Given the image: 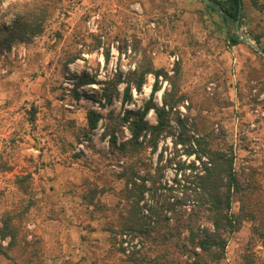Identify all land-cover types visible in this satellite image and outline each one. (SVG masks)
I'll return each instance as SVG.
<instances>
[{
	"label": "rangeland",
	"instance_id": "rangeland-1",
	"mask_svg": "<svg viewBox=\"0 0 264 264\" xmlns=\"http://www.w3.org/2000/svg\"><path fill=\"white\" fill-rule=\"evenodd\" d=\"M43 1L49 13L43 33L0 51V157L10 169H0V216L32 199L25 228L40 264L191 260L187 233H176V218L164 203L180 193L174 182L180 156L167 161L174 137L165 140L164 135L154 153L144 148L137 155L139 177H149L148 187L155 181L156 191L146 194L141 214H149L151 207L154 215L140 231L124 228L128 206L120 202L123 183L118 177L124 164L113 166L125 160L109 144L107 148L105 137L113 127L111 116H122L124 108L143 109L151 100L155 77L148 74L140 90L130 89L131 101L123 102L125 87L133 85L131 75L144 59L166 74L157 81L152 103L162 104L164 92L174 87L177 97H184L175 106H183V118L173 112L200 134H209L215 147L232 146L236 170L254 171L253 189L245 197L264 222V58L242 42L236 50L240 58L231 60L220 22L206 13L202 0H0V23L9 26L20 10ZM243 3L246 17L238 30L250 39L262 33L264 42V11L255 10L250 0ZM90 111L100 119L84 136ZM171 118L177 122L174 114ZM145 121L156 123L153 109ZM100 128L103 133L96 134ZM117 128L120 144L130 133L126 126ZM83 141L84 151L79 152ZM27 173L32 176L29 197L14 184L16 176ZM89 190L97 191L96 208L83 199ZM186 203L183 208L190 210L191 200ZM238 208L233 201L232 212ZM199 225L210 228L202 220ZM124 233L140 245L136 248L130 240L128 254L121 241ZM246 254L252 262L246 263ZM0 264H13L1 250ZM218 264H264V244L250 222H242L229 236Z\"/></svg>",
	"mask_w": 264,
	"mask_h": 264
},
{
	"label": "trees",
	"instance_id": "trees-1",
	"mask_svg": "<svg viewBox=\"0 0 264 264\" xmlns=\"http://www.w3.org/2000/svg\"><path fill=\"white\" fill-rule=\"evenodd\" d=\"M42 1V0H41ZM205 6L206 13L210 17H217L218 21L223 25L224 33L229 46L241 44V40L233 31L236 27H240L244 23L246 14L244 13L243 0H208ZM251 6L259 12L264 11V3L259 4L257 0H250ZM49 17L45 2L35 3L20 10L15 14L9 26L0 23V51L10 50L14 42L30 43L35 36L43 33L44 23ZM262 33L252 35V39L257 46L264 50V42L261 40ZM253 53L262 58L256 51ZM108 57V51L106 53ZM106 57V59H107ZM75 57L67 60L66 64L71 62ZM134 73H132L131 82L124 90V103L131 101L130 89L134 87L140 90L145 83L146 76L152 74L155 77V83L151 90V100L143 109L134 112L124 110L123 115L111 116L113 127L108 131L110 135V146L115 149L117 156L124 159L123 170L118 174L119 179L123 183L120 190L122 200L128 206V216L125 218L124 228L130 231H140L146 225H150L153 209L149 208V214L142 215L140 203L145 199V194L155 193V181H151V187L146 185V181L150 180L147 175L140 178L138 175L139 159L137 155L144 148H150L151 153L158 149L161 137L170 135L172 128L170 125L171 114H174L179 131L176 139L173 140L172 155L167 160L172 162L176 157L181 155L195 156V160L199 165H195L194 161L188 164L177 160V170L181 172L180 179L174 178L177 188L180 189L179 196L172 202L165 201L166 211H169L171 217L176 218V233L181 234L185 231L187 243L190 252L188 256L190 261L184 263L175 262V264H218L225 255L229 236L235 232L242 222H250L252 231L262 244H264V222L257 217L255 209L249 207L248 199L245 194L253 189L250 180L253 170L244 173L236 170L234 167L235 156L232 146L226 148L215 147L210 139L209 134H200L195 128L189 127L185 119H180L178 114L173 112V108L183 100V96L177 97L176 89L165 91L162 96V107H157L152 103L154 93L159 89L157 85L158 77L166 74L162 69H154L151 60L144 59ZM121 79H117L119 83ZM115 83V84H116ZM105 97L107 94L104 93ZM264 108V98L261 101ZM165 107L168 110H165ZM150 109L155 113L156 123L149 125L145 121V116ZM33 117H31L32 119ZM100 115L95 111L89 112L88 125L83 131L86 136L91 130L96 128ZM264 121V117L262 118ZM118 126H126L130 133V137L116 146L115 131ZM146 131L149 138L139 141V137ZM180 146L178 148L177 146ZM162 152L159 153V160H162ZM202 158H206V161ZM129 159H131L129 161ZM1 171L10 170L3 159L0 157ZM160 175L159 167L156 168ZM30 174L16 176L14 184L19 191L30 196L29 184L31 180ZM138 180V181H137ZM97 191L89 190L83 195V199L87 205L96 208L95 194ZM191 200L190 210H187V201ZM233 201L239 203L236 213L232 212ZM34 203L29 197L26 201L20 202L14 208L5 209L0 216V241H7V245L0 250L4 256L11 260L13 264H40L38 254L30 241L27 240V230L25 228V216L30 206ZM190 204V203H189ZM176 207H178L176 209ZM176 210V211H175ZM147 218V220L145 219ZM205 221L209 227L200 228L199 222ZM185 249V245L180 246ZM199 249V251H196ZM246 263L252 262L249 254L245 255ZM38 261V262H37Z\"/></svg>",
	"mask_w": 264,
	"mask_h": 264
},
{
	"label": "built area",
	"instance_id": "built-area-1",
	"mask_svg": "<svg viewBox=\"0 0 264 264\" xmlns=\"http://www.w3.org/2000/svg\"><path fill=\"white\" fill-rule=\"evenodd\" d=\"M161 76H159L158 77V81H160L161 80ZM155 79V78H154ZM157 107H162V104H160L159 106H157ZM124 110H129V109H127V108H124L123 109V112H124ZM165 110H168V108L167 107H165ZM129 111H131V110H129ZM173 111H178V113H179V116H180V118H183V111H184V108H183V106H180V107H178L177 109L176 108H173ZM182 111V112H181ZM96 113H98V112H96ZM123 115V114H122ZM100 119V118H99ZM170 125H171V128L175 131L174 133L172 132V134H170L169 136H166L165 137V140L167 139L168 140V138L171 136V137H174L175 139H176V137H177V135H178V131H179V126H178V124H177V122L176 121H174V120H172V118L170 119ZM96 127H97V125H96ZM98 127H100V125L98 126ZM95 129V128H94ZM177 129V130H176ZM97 131H98V133H103V129L102 128H100L99 130H96L95 131V133L97 134ZM131 135L129 134V137H130ZM94 138H95V135H94ZM149 138V133L148 132H146V131H144L143 133H142V135L139 137V141H143V140H146V139H148ZM116 142H117V137H116ZM86 144V142L85 141H83V142H81L79 145H78V151L80 152V151H84V145ZM105 144H106V146H107V148H108V144L110 145V135L109 134H107L106 135V137H105ZM172 144H173V142H172ZM117 146L119 145V144H116ZM178 148H180V146L178 145L177 146ZM180 153H181V155H180V161L181 162H185V164H188L190 161H194L195 162V165H199V162L197 161V160H195V156L194 155H191V156H186V155H184L183 153H182V151L180 150ZM181 156H183V158L181 157ZM203 160H205L206 161V158H202ZM123 160H118V166H113V168H116V169H118V168H120L122 165H123V162H122ZM176 165V164H175ZM180 175H181V172L180 171H178V170H176V174L174 175V177L176 176L177 177V179H180ZM138 181V180H137ZM146 185L148 186V182H146ZM145 197H146V194H145ZM174 199L173 198H171L170 199V202H172ZM144 201V200H143ZM142 201V202H143ZM141 202V203H142ZM140 203V204H141ZM144 213H145V215L148 213L147 212V210H144L143 211ZM130 240H132L133 241V244H134V246L136 247V248H139L140 247V245H139V243H138V241H137V239L136 238H132L129 234H126V233H124V234H122L121 235V241H122V246H123V248H124V251L128 254L129 253V250H128V246H129V242H130Z\"/></svg>",
	"mask_w": 264,
	"mask_h": 264
},
{
	"label": "water",
	"instance_id": "water-1",
	"mask_svg": "<svg viewBox=\"0 0 264 264\" xmlns=\"http://www.w3.org/2000/svg\"><path fill=\"white\" fill-rule=\"evenodd\" d=\"M203 1L206 3H209L208 0H203ZM238 28L239 27L236 24L237 31H235V34L237 35L239 40H241V42L248 44L254 51H256L260 56H262L264 58V50H262L259 46H257L255 44V42L253 41V39H250V38L244 36L243 34H241V32L238 30Z\"/></svg>",
	"mask_w": 264,
	"mask_h": 264
},
{
	"label": "crops",
	"instance_id": "crops-1",
	"mask_svg": "<svg viewBox=\"0 0 264 264\" xmlns=\"http://www.w3.org/2000/svg\"><path fill=\"white\" fill-rule=\"evenodd\" d=\"M223 25L220 23V29L222 30L223 35L226 37L225 33H224V29L222 28ZM236 29V27H235ZM237 30V29H236ZM243 43L235 45V46H227V50H228V54L231 56V60H235V62L237 61V58H240L239 55H237V51L238 49H240L242 47ZM237 56V57H236Z\"/></svg>",
	"mask_w": 264,
	"mask_h": 264
}]
</instances>
